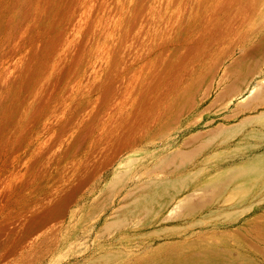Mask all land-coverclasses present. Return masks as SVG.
<instances>
[{"label":"rangeland","instance_id":"obj_1","mask_svg":"<svg viewBox=\"0 0 264 264\" xmlns=\"http://www.w3.org/2000/svg\"><path fill=\"white\" fill-rule=\"evenodd\" d=\"M262 88L264 0H0V264H264Z\"/></svg>","mask_w":264,"mask_h":264},{"label":"bare ground","instance_id":"obj_2","mask_svg":"<svg viewBox=\"0 0 264 264\" xmlns=\"http://www.w3.org/2000/svg\"><path fill=\"white\" fill-rule=\"evenodd\" d=\"M260 89V88H259ZM260 92L256 93L255 95V98H257L258 100V97H260V95H262L264 93V88H262L261 90H259ZM259 95V96H258ZM252 100V101H253ZM256 100V101H257ZM264 100V99H262ZM260 100V101H262ZM264 102V101H263ZM253 103V102H251ZM259 103V102H258ZM262 103V102H261ZM263 104V103H262ZM261 121H264V114L261 115L259 117ZM261 127V126H260ZM221 131V130H220ZM219 131V132H220ZM181 154V153H178L177 156ZM183 155H185L183 153ZM183 155L181 154V157H183ZM189 156V155H188ZM187 156V157H188ZM176 157V156H175ZM177 158V157H176ZM179 158V157H178ZM183 158H186V157H183ZM171 159V158H170ZM172 160H174V158H172ZM171 160V161H172ZM177 160V159H176ZM189 160V159H188ZM187 162V161H185ZM181 163V162H180ZM173 164V163H172ZM183 164V162L181 163ZM179 164V165H181ZM238 176L240 177V179H242L244 182H247V181H250V180H253L255 184H260V182L264 179V156H261L259 158H257L256 160H254L253 162H249L243 166H240L239 168H237L236 170H234L233 172H231L229 175H226L222 178H219L217 179V181L214 183L213 186H216L217 188H219L221 191L223 189L224 191V188H226L230 183H232L235 179L238 178ZM119 179H116L115 182H118ZM257 182V183H256ZM180 186V183L177 182V183H164L162 181H156V182H153L151 185H149V193L144 197V199H142V201H140L142 204L144 205H149V204H152L153 202H156V199L158 196H161V195H167L169 193V191H175L179 188ZM253 187V186H252ZM254 188V187H253ZM252 188V189H253ZM251 190V189H250ZM215 191V190H214ZM213 191V192H214ZM222 191V192H223ZM246 191V188H245V185H239L237 186L231 196H230V200H232L233 198L235 199V197H239L241 196L244 192ZM252 191V190H251ZM217 193V192H216ZM220 193V192H219ZM215 194V193H213ZM216 195V194H215ZM214 195V196H215ZM219 195V194H218ZM217 195V196H218ZM244 196V195H243ZM229 197V196H228ZM233 197V198H232ZM215 198V197H214ZM232 198V199H231ZM161 199V198H159ZM233 199V202L235 201ZM229 200V198H228ZM227 202V201H226ZM229 202V201H228ZM157 203V202H156ZM154 204V203H153ZM152 204V205H153ZM151 205V206H152ZM191 204H189L190 206ZM195 205V204H194ZM194 205H191V208L188 206V209L190 208L191 210L193 209V206ZM150 206V205H149ZM145 207V206H144ZM195 207V206H194ZM196 208V207H195ZM195 208L190 212V213H193V211L195 210ZM198 208V207H197ZM196 208V209H197ZM187 209V208H186ZM251 210V209H250ZM189 212V211H188Z\"/></svg>","mask_w":264,"mask_h":264}]
</instances>
